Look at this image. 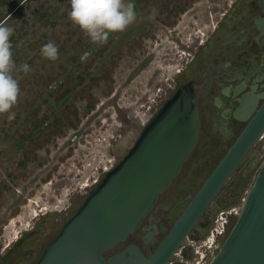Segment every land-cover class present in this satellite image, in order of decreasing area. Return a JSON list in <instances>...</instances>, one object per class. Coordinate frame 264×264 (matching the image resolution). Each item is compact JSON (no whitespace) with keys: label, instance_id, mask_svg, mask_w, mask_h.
Instances as JSON below:
<instances>
[{"label":"rangeland","instance_id":"rangeland-1","mask_svg":"<svg viewBox=\"0 0 264 264\" xmlns=\"http://www.w3.org/2000/svg\"><path fill=\"white\" fill-rule=\"evenodd\" d=\"M132 2L136 21L96 45L69 19V0H0V25L13 29L12 58L30 67L12 73L20 87L14 119L0 114V248L34 224L42 245L56 235L89 191L79 190L86 165L108 171L125 155L176 88L184 47L231 0ZM49 41L59 49L55 61L40 51ZM261 145L240 161L169 264H207L216 253L264 161Z\"/></svg>","mask_w":264,"mask_h":264},{"label":"water","instance_id":"water-1","mask_svg":"<svg viewBox=\"0 0 264 264\" xmlns=\"http://www.w3.org/2000/svg\"><path fill=\"white\" fill-rule=\"evenodd\" d=\"M264 11V0H258ZM191 83L179 86L145 123L125 155L86 195L34 264H169L188 233L264 131V102L148 255L123 243L192 151L199 122ZM195 83V82H193ZM207 264H264V161L235 220Z\"/></svg>","mask_w":264,"mask_h":264},{"label":"flooded vegetation","instance_id":"flooded-vegetation-1","mask_svg":"<svg viewBox=\"0 0 264 264\" xmlns=\"http://www.w3.org/2000/svg\"><path fill=\"white\" fill-rule=\"evenodd\" d=\"M184 48L186 51L181 53L185 54V60L171 83H176L174 92L179 86L192 82L199 122L196 143L177 176L158 195L139 227L113 250L120 245L119 249L134 244L145 256L152 252L175 220L174 213L181 211V206L198 190L264 102V11L258 0H231L209 31L202 37L195 36L192 44ZM258 142L264 151V131ZM101 168L100 172H93L92 165H86L79 190L89 187L90 191L95 187L101 180L99 173L107 172L105 166ZM87 177L90 183L87 180L83 184V178ZM192 182L197 185L194 191ZM231 218L228 215L224 228ZM21 232L0 248V264H34L43 247L57 235L42 245L43 236L38 235L35 224ZM113 250L108 251L109 254L114 253Z\"/></svg>","mask_w":264,"mask_h":264},{"label":"clouds","instance_id":"clouds-1","mask_svg":"<svg viewBox=\"0 0 264 264\" xmlns=\"http://www.w3.org/2000/svg\"><path fill=\"white\" fill-rule=\"evenodd\" d=\"M69 3V19L96 45L107 43L111 33L125 31L137 18L132 0H69ZM12 34L11 27L0 25V114L9 113V120L15 117V113L10 110L17 104L20 94L19 82L12 73L14 70L24 73L30 71L26 63L17 68L12 58ZM40 51L48 60L59 58L58 46L51 41L43 45Z\"/></svg>","mask_w":264,"mask_h":264}]
</instances>
